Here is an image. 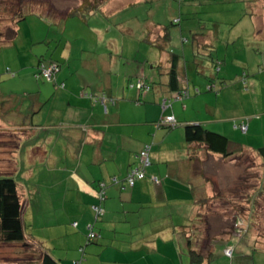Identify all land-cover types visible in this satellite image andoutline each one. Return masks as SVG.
I'll return each instance as SVG.
<instances>
[{"label": "crops", "instance_id": "crops-1", "mask_svg": "<svg viewBox=\"0 0 264 264\" xmlns=\"http://www.w3.org/2000/svg\"><path fill=\"white\" fill-rule=\"evenodd\" d=\"M119 1L122 0H108V8L119 6ZM242 1L247 4L248 10L242 12L238 24L244 25L238 32L244 28L248 33L247 40L251 38L252 42H264V0ZM152 27L145 26L143 40L155 46L160 43L163 29L167 27L156 24ZM234 29V25L214 24L194 33L193 61L187 60L188 52L183 49L184 60L181 56L178 60L179 79L176 86L170 85L169 81L171 52L176 53V50L169 47L168 52V45L161 50L162 55L157 61L151 58L139 62L142 69L135 76L137 81L133 76L125 80L127 90L120 84L121 74H114L111 68L116 65L113 58H108L111 60L110 68L107 59L93 60L94 67L101 62L108 75L96 77L94 74L98 82L92 81L86 73H77L79 67L73 68V72L70 64L68 72L60 73L59 70L51 81L34 82L30 72L26 75L34 90L26 95L31 98L26 108L36 115L31 117L27 114L20 118V113H16L13 114L15 117L9 118L8 113L13 110L4 101L0 108V131L16 135V144L10 150L8 146L0 147V163L7 164L9 170L0 174H9L19 184L25 235L29 242L47 250L60 264H75L80 260L86 264L88 259L93 264H139L132 261L131 255L139 254L141 260H147V255L158 247V241H172L170 245L176 250L169 258L163 259L173 264H185L188 257L189 264H193L187 237L182 230L196 217V201L205 191L202 169L210 158L228 161L201 148L200 159L191 162V151L197 146L187 143L185 126L202 124L228 138L231 131L235 132L231 129V116H223L228 106L225 101L219 104L225 91L231 93L230 87L227 90L223 86L219 88L221 92L216 98L209 95L189 99L201 94L203 89H194L195 82H201L194 74L198 64L196 54L205 51L219 76L230 77L232 67L238 68L243 63V60L235 59L234 65H231V43L236 44L241 39L246 41L245 34L238 35ZM93 30L103 33V28ZM221 45L226 47L223 59L220 57ZM247 48L250 53L254 51L256 54L261 50L258 46L254 48L250 41H247ZM235 62L239 63L238 66ZM35 63L38 65L39 60ZM58 63L61 66L62 63ZM210 63L207 60L203 64L210 66ZM116 68L115 71H118V66ZM146 69L153 76L157 71L161 72L160 86L153 82L149 91L139 89L140 81L151 84L153 80ZM204 78L207 81L214 77ZM217 79L221 82L223 78ZM248 81L251 86L257 87L256 80ZM205 84L202 86L208 91L216 89L215 85ZM179 89L189 90V100L175 101L163 110V101L174 97ZM102 96H105V102ZM135 97L140 99L134 101ZM207 98L216 99L217 105L208 104L206 116L202 117L200 101ZM167 116H174L177 126H161L160 122ZM241 119V124H248V132L257 126L256 120L250 121L248 117ZM146 145L151 147L147 177L130 187L125 178ZM260 147H246L245 151L258 155L256 150ZM195 174H199L202 186L200 183L193 184ZM113 178H117L118 182L114 183ZM102 183L105 184V199L100 202L97 193ZM99 204L104 209L100 217L93 209ZM164 205H179L180 211L156 224L161 217L160 208ZM90 226H94V232L97 227L95 241L88 239ZM94 242L97 244L89 247ZM21 249L17 247L14 250L18 257L16 260H21ZM87 252H90L89 258ZM172 256L174 259L171 261Z\"/></svg>", "mask_w": 264, "mask_h": 264}, {"label": "rangeland", "instance_id": "rangeland-1", "mask_svg": "<svg viewBox=\"0 0 264 264\" xmlns=\"http://www.w3.org/2000/svg\"><path fill=\"white\" fill-rule=\"evenodd\" d=\"M20 1L0 0V32L8 34L10 30L16 31L13 39L0 43V98L1 101H6L5 104L13 110L8 113L9 118L15 117L13 114L16 115V113H20V118L27 114L31 117L36 115L26 108V103L31 101V98L28 99L26 95L34 91L31 88L33 84L28 81L26 75L30 72L34 82L37 80L47 82V80L38 79L35 75L37 72L35 62L38 60L43 59V63L47 65L50 62H61L60 73L68 72L69 64L72 71L73 68L79 67L77 73H86L92 81L98 82L95 75L96 77L101 74L103 77L108 75H106L105 66L99 62L94 67L93 60L107 59L109 62L107 66L110 68L112 65L108 58H113L116 65L111 68L114 69V74H121L120 84L127 90L128 85L125 84V80L127 77H135L140 73L142 69L140 63L145 59L152 60L151 58L157 61L162 55L157 45L152 46L151 43L143 40L146 36L145 26L150 25L154 28L152 26L156 24L169 28L173 37H171L167 51L169 52V47L176 50V53L184 60L183 49H186L189 62L193 61L195 53L192 45L194 33L200 32L204 26L219 24L232 27L234 25V33L245 34V42L241 39L236 44L231 43V65H234L233 60L235 59L236 61L243 60V63L236 64L235 62V65L239 64V67H232L231 76L228 78L219 76L220 73L216 72L213 61L205 51L196 54L198 64L194 74L199 76L201 82L196 81L194 89H202V87L203 89L201 94L189 99L209 95L216 98L221 92L219 88L222 86L224 90L231 88V93L225 91L219 104L225 101L228 110L224 111L223 116H231V129L235 132L231 131V136H229L228 150L234 153V156L227 159L228 162H222V159L216 161L213 158L205 161L207 168L204 166L202 169L203 190H205L202 196L210 199L211 203L208 202V208L202 211V215L208 210L211 216L210 224L219 235L230 225L231 229L236 227L237 220H241L240 229L243 228L244 234L241 237L233 236L230 239L226 235L225 239L216 242L213 264H264V250L256 244L257 238L264 243V163L255 153L245 151L246 147L255 149L264 146V42L258 40L252 42L251 38L247 40L248 33L244 28L242 32H238L239 28L244 25V23H238L242 12L248 10L247 4L242 0H188L183 4L175 0H122L117 2L120 5L114 8H108L106 2L100 10L87 16L84 19L86 21L79 16H73L59 25L49 18H44L39 11L37 12V7H30L36 11L27 13L25 18L16 21L20 10L27 12L26 5L21 6ZM58 3L56 4L60 8L66 9L69 5L78 6L79 0ZM176 20L180 23L175 25L173 22ZM93 28H103V33H97ZM107 29L110 32H106ZM247 41H250L254 48L261 47V50H258L257 54L254 51L250 53ZM241 48L243 50L239 51L238 49ZM225 53L226 47L221 45L220 55H222L220 57L222 59L226 56ZM222 59H219L220 62ZM207 60L211 62L210 66L203 64ZM116 66H118V71H115ZM127 72L128 76L125 75ZM146 72L153 79L151 84L154 82L160 86L159 74L161 72L157 71L156 76L149 73L147 69ZM216 75L223 78L222 83L218 81ZM203 77L214 78L205 81ZM133 79L137 81L136 77ZM249 79L256 80L257 87L251 86ZM202 82L206 83L205 85H215L216 89L208 91L205 86H202L204 84ZM132 92L136 91L132 90ZM139 99L135 97L134 101ZM189 99H185V102ZM144 102L147 101L144 100ZM208 104L216 107L217 101L209 98L200 101L202 117L206 116ZM241 117H248L250 121L256 120L257 122V126L252 128L248 134H244L239 127L235 128V125L241 124ZM3 132L5 131H0V147L8 146L10 150L16 144V135ZM0 158H2L1 154ZM7 166V164L0 163V173L9 172ZM195 176L193 184L200 183L202 186L199 174ZM196 185L199 186V184ZM215 195L218 196L212 198ZM177 206L179 205L161 207V217L156 224L178 214L180 209ZM95 232H98L97 227ZM171 242L158 241V247L150 253L151 255H147V260H141L139 254L131 255V259L139 264H173L163 259L169 258L176 250L173 249V245H170ZM95 244L97 242L89 247ZM17 247L16 245H0V264H35L34 261L38 256L36 246L29 245L25 249L20 247L21 250L24 249L23 253L18 255L21 260H16L18 257L14 250ZM232 247L235 252L231 259L226 255V250ZM89 253L87 252V258L90 257ZM186 258L185 264H189L188 257ZM173 259L172 256L171 261ZM86 264L93 263L88 259Z\"/></svg>", "mask_w": 264, "mask_h": 264}, {"label": "trees", "instance_id": "trees-1", "mask_svg": "<svg viewBox=\"0 0 264 264\" xmlns=\"http://www.w3.org/2000/svg\"><path fill=\"white\" fill-rule=\"evenodd\" d=\"M24 1L25 2L21 0L20 5L21 6L26 5L27 12L24 10H20L18 15L16 16L17 17L16 21L17 20L20 21L21 19L25 18V15L27 13H31V12L34 13L36 11L30 7H37L36 8L38 9L37 12L39 11V13H41V15L44 16V18L46 19L49 18L50 20L60 25L63 24L65 21H67L68 18L73 16H79L83 20L86 19L87 16H90L96 11L100 10V8L108 0H79L78 6L73 7L69 5L67 6L66 9L60 8L59 5H57L56 3L58 2L64 3L69 1L72 2L73 0H24ZM175 1H177L179 4H183L186 3L188 0H182V1L175 0ZM178 23L179 22H177V20L173 22V24L175 25ZM163 30H164V35L161 37V40L159 41L160 43L156 44L160 50H164L165 46L169 45V43L171 42V34L169 32V29L164 28ZM15 36H16V31L14 29L10 30L8 34L0 32V43L4 40H11ZM179 58H180L179 54L175 52H171V69L169 71L170 85L176 86L178 84ZM42 60L43 59L39 60V63L37 65V72L35 75L38 74L39 66L43 63ZM51 64H56L59 67V69L61 67L58 62H50V64L48 65ZM146 84L150 87L149 90H151L152 89L151 86L153 85L150 83H146ZM185 90L186 89H179L177 92H175L174 97H168L165 100L171 101L172 104L173 102L176 101L175 98L183 94ZM4 103L5 102L1 101L0 99V108H2ZM239 126H237V128ZM247 132L246 133L243 132V133L247 134ZM185 138L190 146L192 145L197 146L193 148L191 151V156L189 158L191 162H196L200 159L199 151L201 148H204L206 151L211 152L213 154H218L223 159H231L234 156V153L229 152L228 150L229 138L224 134L207 129L202 124H187L185 126ZM256 151L264 163V146L258 148ZM137 163L138 160L136 158L135 164ZM148 167L146 168L145 173L147 172ZM216 196L218 195H215L212 198H215ZM209 200L210 199L205 198L202 195L201 197H199V199L196 201V205L199 208V210H197L196 217L191 222H189V224L184 226L182 230L187 237V242L189 246V255L193 264H212L215 260L214 248L216 242L225 239L224 237L226 235H228L230 239L233 236L241 237L244 234L243 233L244 231L242 230L243 228L240 229V226H242L241 220H237V222L235 223L236 227L231 229V225H230L228 228L224 229L221 235L217 234L218 231L215 228H213V226H211L210 224L211 216L209 215L208 210L206 211V214L202 215V211L208 208V202L211 203ZM260 237H262V235ZM88 239L89 241H95L97 239V235L96 238L93 240H90L88 235ZM256 244L259 246V248L264 250V243H262L261 240H259V238L256 239ZM0 245H16L18 247L21 245L20 247L24 249L29 245H33L36 246L38 249L37 250L38 256L34 261L35 264H60L59 261L53 258L47 250L42 249L41 246L33 242H29V240L27 239L25 235V225L23 222V205H22L21 194L19 191V184L17 183L15 178L10 176L9 174H0ZM24 249L22 250V253Z\"/></svg>", "mask_w": 264, "mask_h": 264}, {"label": "built area", "instance_id": "built-area-1", "mask_svg": "<svg viewBox=\"0 0 264 264\" xmlns=\"http://www.w3.org/2000/svg\"><path fill=\"white\" fill-rule=\"evenodd\" d=\"M182 1V0H181ZM59 67L56 64H51L47 65L45 63H42L39 66L38 74L36 75L38 79H43V80H48L51 81L53 80L55 74L59 71ZM139 89L140 90H145L148 91L150 87L145 84L143 81H140L139 83ZM189 91L185 90L183 94L177 96L175 99L176 101H181L189 97ZM102 101L105 102L106 98L105 96H102ZM171 101L164 100L162 104V109L165 110L167 107L171 106ZM161 126H172L174 127L176 125L175 123V118L174 116H167L164 120L160 122ZM239 128L242 130V132L246 133L248 131V125L245 123H242ZM150 150L151 147L149 145H146L137 155V160L138 163L135 164L130 171L128 172L125 182L128 186L134 187L135 184L139 181L142 180L146 177L145 170L148 166H150ZM155 179V178H154ZM113 182H118L117 178L112 179ZM156 182H158L157 179H155ZM97 198L99 199L100 202H103L105 199V184L102 183L100 186V189L97 193ZM94 211L96 212L97 216L100 217L104 213V209L101 204L95 205L93 207ZM90 233H89V238L90 240H93L96 238L95 233L93 232V226H90ZM226 255L230 258H233L234 255V249L233 248H228L226 250ZM75 264H83V261H76Z\"/></svg>", "mask_w": 264, "mask_h": 264}]
</instances>
